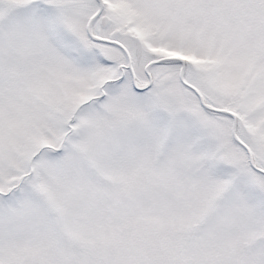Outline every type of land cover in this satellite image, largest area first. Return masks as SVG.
Returning <instances> with one entry per match:
<instances>
[{
	"label": "snow or ice",
	"instance_id": "snow-or-ice-1",
	"mask_svg": "<svg viewBox=\"0 0 264 264\" xmlns=\"http://www.w3.org/2000/svg\"><path fill=\"white\" fill-rule=\"evenodd\" d=\"M0 264H264V0H0Z\"/></svg>",
	"mask_w": 264,
	"mask_h": 264
}]
</instances>
